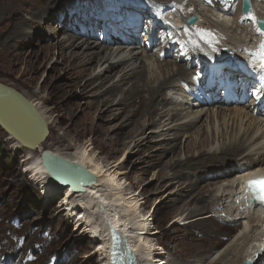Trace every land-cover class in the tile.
Segmentation results:
<instances>
[{
  "label": "bare ground",
  "instance_id": "obj_1",
  "mask_svg": "<svg viewBox=\"0 0 264 264\" xmlns=\"http://www.w3.org/2000/svg\"><path fill=\"white\" fill-rule=\"evenodd\" d=\"M168 1L173 0H145L142 3H148L151 6L154 18H159L161 14L166 15L170 12L174 16V21L179 18H181V20H186L187 17L191 16L189 11H185L182 15L172 11L169 6H167ZM204 1V4L207 3L208 8H206L205 11L202 10V13L204 12L207 14L210 20L206 18L207 16L205 18L201 16L199 21L192 27L198 26L199 30L200 28H204V31H207L206 29L212 23L224 30H233L234 25L237 24V27L240 28L242 32H250L252 33L251 36L257 38H255V43L258 47L251 50L248 48L249 45L245 44L243 48L238 50L240 52V50L243 49V51L241 50L242 52H240L242 56L235 58L236 68L224 66L223 69L226 68L225 71L229 72H222V75H220V72L223 69L220 65L224 63L231 64L230 61L225 60L212 63L207 61L222 54L221 52L220 54H216V52H219V49H215V45H217L215 43H218L219 40L217 38L218 36L216 37L214 33L210 34L208 37L206 36V41H203V33L199 34L201 35L199 39H196L194 35L188 32L185 33L187 36L186 38L190 40L186 43H191L189 45L184 43L185 45H183V47L186 45L189 46H186L188 48V53L184 55V58L188 59L185 65H179V62L176 61H164V58L169 56L172 50H174V48L171 47L175 46V43L173 45L172 42L176 40L178 35L172 27H169L167 31L174 37L166 45L167 48L165 51L163 48H159V51H157L155 55L156 57L154 56L155 59L149 56L148 51H150L151 48L147 51L135 45V40H138L137 44L143 42V33L144 35L148 34L145 25H150L153 22L148 16L142 15V12H146V15L148 14V7L143 5L144 10L139 8V10L141 9V11H139L137 9L138 5H142V3L137 2V0L99 1L95 4V7L101 11V19L98 22L99 11H94L91 16L94 26L88 25L85 22L79 23L76 21L78 14L77 8H86L89 6L90 11V4H84L83 2L78 4V0L73 2L68 6L71 22L73 20L72 24L74 26L77 28L81 27L80 30H84L78 31L80 35H74L72 34L73 31L70 30V26L67 23H63L60 31L64 33L61 36L59 35V38L55 39L57 47L49 49L43 58H49L54 49H57L58 57L61 58V62L69 65L68 68L75 77L74 86L80 88L81 93H94L95 110L103 109L104 113H108L112 116L110 120L114 122L119 120L122 113H125L127 116L126 124L122 125L120 130L124 127L127 128L131 124H133V128L124 139H132L134 135L140 137V135L144 134L143 132L146 129L154 127L151 130V136L146 138L141 136L142 139H139L135 145L141 146L145 141L148 140L149 142H153L156 138L166 140L164 143H166L168 147L164 145L162 149L153 153L152 161L149 162V166L151 168L155 166L161 167L158 173L160 180L168 179L172 182L173 180L182 179V174H187L189 176V184L179 189V193H181L179 198H181V200L185 201L189 198V200H186L187 206L190 204L196 205V209L191 210L187 217L199 215L206 210L210 211V209H214L223 212L222 218H227L226 222L235 225L240 224L242 220L247 222L244 226V230H241L240 235L236 238V242L234 241L235 243L233 242L232 245H229L220 256V258H222L221 261H226V264L230 262H232V264H239L238 259H258L257 264H264V250L259 248L264 240V211L260 207L257 208L254 204L250 203V200L247 199V197H249L248 194L240 187V180L246 179L253 172H262V174H264V120L254 112L255 110L252 111V115L248 107L228 109L227 107L214 106L213 109L206 110V108L203 109L202 102H199L201 103L199 107L201 110L196 111L192 108L194 106H199V104L194 105L190 102H186L188 105H182L179 109L177 106V99L171 95L172 90H177L178 84L183 83V85H187L193 83V80H191L192 74H198L197 71L201 73L202 67L199 66V70L198 68L195 69V71L190 70V68L195 67L191 66L193 60H195L196 65L199 62L202 63L203 66L207 63L210 65V71L208 68L204 67L206 73H201V79L204 81H201L199 84V87L203 86L208 88V90L214 85V77L221 82H224L226 76H231V78L233 76L241 77L245 80V74L241 75L237 70L238 68L246 69L242 62H247L248 64L249 61H245V58L252 55L254 51H256L257 55L256 53L253 55L257 58L252 59L251 57V61L253 63L257 61L258 63L259 46L261 41H264V36L256 32L253 26L244 24L245 21L249 19V16L243 15L240 12L242 1L239 0L236 12L231 11V9H225L221 5L215 3V0H211V2H209V0ZM222 1L226 2L227 0ZM32 2L33 0H0V24H5V28L0 29V37L6 36L4 43L5 48L9 52H11L10 48L15 42L36 38V36L40 34L37 32L39 26L47 22L51 25L58 19L61 21L64 15H66L67 9L65 12L59 10V0L56 2V8H54L55 12L53 14L51 13L52 15L50 14L52 9L48 8L49 6L40 7L38 4ZM159 3L164 4L162 5ZM252 3L253 10L251 13L256 16L257 20H264V0H261V2L252 0ZM32 4L35 9H32ZM201 5L202 4L199 6ZM213 5H216L217 8L213 7ZM199 6L196 5L193 12L200 14ZM177 11L180 12L178 9ZM25 12H27L30 17H25ZM55 13L57 14L55 15ZM131 13L141 15V24H139L140 21L134 22L131 20L127 22L130 19ZM200 15L198 16L200 17ZM110 16L115 20V31L113 32L118 33L117 42L109 43L111 42L108 40L110 37L106 35H104V41L102 42H100V39L98 41L90 40L89 37L93 30L97 29L100 34H103L101 25L103 21ZM231 16H235L236 20L234 22H231ZM47 17H49L48 20L46 19ZM145 17L146 20L144 19ZM149 20L151 23H149ZM166 20L167 18L162 20L165 25L168 24ZM158 22L157 27L162 28V26H160L161 21L158 20ZM230 22L232 23L231 27L229 26ZM184 25L186 26L185 22ZM107 26L109 27V25ZM126 28H129V34L125 31L120 32V30L123 31V29ZM211 28L215 29V27ZM108 32L110 34L111 31ZM133 34L136 35L135 38ZM127 35L133 36V40L129 39ZM155 36L157 37L158 34H155ZM44 37L48 36H43L40 39H44ZM227 38L224 40L221 39L220 47L223 45H230V41H228ZM147 39L148 38H146V40ZM151 39L153 49L158 46L160 47L166 42L161 41L157 44V42L155 43L153 41V38ZM211 39L213 40L209 41ZM244 39L241 38V44H244L247 38ZM48 44H53V41L51 43L48 42ZM227 47L231 48V46ZM180 49L181 48H177V53ZM233 51L236 52V49H231L230 54H223V58L231 55ZM251 52L252 54L248 55ZM152 59H154V62L151 61ZM182 60L184 61V59ZM247 72H249L248 69ZM115 76L118 77L116 81L107 87V83ZM207 80L209 81L205 84ZM81 81L83 84L80 83ZM70 88L72 89V87ZM199 91L201 92L202 90ZM118 93L120 94L119 99L116 98ZM261 97H264V94H261ZM210 100H206V104L211 103L212 100ZM261 100H263V98ZM198 101L199 100H197V102ZM30 102L38 109L40 114L50 125L47 116L48 112L44 110V107H40L32 101ZM136 104L141 105L136 106ZM259 106L262 109L264 103H260ZM247 120L248 124L244 125ZM159 123L164 126L158 127ZM216 124L220 125L219 130H217ZM35 125L37 126V122H35ZM170 125L172 126L170 127ZM165 126L169 128L166 129L164 128ZM243 126L244 128H242ZM0 127L15 143L14 146H16L17 149L20 150L23 148L28 150L26 161H30V165L27 166V168L33 176V181L40 185L47 194H50L51 191H55V189H61L65 192L66 204H68L70 208L71 217L74 218L78 224L77 226H79V233L81 232V236L91 238V240L97 244L98 248H96L98 251L96 254L100 255L98 256L99 258L101 257L100 262L102 264H112L111 247L114 241L113 233L120 237L118 241H121L123 255L134 260L135 264H140L139 260L141 264H164L162 262L163 253L160 252L159 246L156 245L157 242L154 238L156 237V232H152L150 227L151 217L145 219H143L144 217L141 218L138 213L139 201L137 197L127 194L126 191L123 190L122 184L116 181V175L121 177L125 174L124 172H116L118 170L116 165L111 166L110 169L100 165L98 160L88 151V147H78L76 150L71 151H68L70 150L68 149L64 152L44 149L43 145L47 139L35 149H28L15 137L14 133L4 129L1 124ZM155 129H159L160 131L155 133ZM194 130L195 138L184 145L186 158H172V156L163 161L164 156L175 153L180 146V139L184 135L183 132L189 133ZM171 131H174V133L170 134ZM216 143H218V147H214ZM38 150H40V154L38 156H36L37 154L34 155ZM44 151H50L66 160L84 166L89 171L90 180H86L85 182V174L80 171L78 176H74V174L70 172H65V176L61 174V180L53 179L51 173L46 170L41 160ZM30 156H32V159L29 158ZM65 168L66 170L70 169L69 166ZM167 170H169V173L166 174ZM109 171L113 172L108 175L107 173ZM212 175L216 178L208 179L209 181L208 183L206 182L205 186L203 185V187L197 188V180ZM93 176L95 180L92 179ZM69 177L75 179L76 182L73 180V183L70 182L71 179ZM80 180H82V182ZM224 183L226 186L223 189V194L221 196L219 195V197L218 194L216 195V187L220 184L224 185ZM72 185L79 186V190L72 188ZM207 186L215 187V191L213 190L212 192L205 193L204 190ZM238 189L239 192L237 191ZM230 197H233L235 202L237 199L240 200L239 207H235V205L226 207V200ZM240 206H242L241 211L244 212H239ZM244 209L249 210L250 213L253 210V213L250 214L249 212H245ZM208 217L209 216L199 217L201 219H197L198 221L195 224L205 227L207 224L217 221L214 216H210L209 219H206ZM222 218H220V220H222ZM187 219L188 218H185L184 220ZM179 220H177V222ZM204 234L211 239H216V242H214L212 248L207 250L206 253L204 250L199 249L200 251H197V254L210 255L213 250L221 245V242L217 241V239L221 236L223 237V234H221L219 230L214 231L211 228ZM230 255H233L231 256L232 258H228ZM220 263L221 262L217 264Z\"/></svg>",
  "mask_w": 264,
  "mask_h": 264
},
{
  "label": "rangeland",
  "instance_id": "obj_2",
  "mask_svg": "<svg viewBox=\"0 0 264 264\" xmlns=\"http://www.w3.org/2000/svg\"><path fill=\"white\" fill-rule=\"evenodd\" d=\"M75 1L77 0H59V10L65 12L67 9L66 15H64L62 20L60 21V19H58L51 25L47 22L44 25L39 26L37 32L41 35L38 34L36 38H29L24 41L15 42L10 48L11 52L7 51L5 48L4 40L6 39V36L0 37V83L19 91L27 99L38 104L40 107H44V110L48 112L47 116L50 121V134L43 145L44 149L64 152L68 149H70L68 151H71L76 150L78 147H88V151L98 160L100 165L105 166L107 169L116 165L118 168L116 172L125 173L123 174L124 176L122 175L121 177L116 175V181L122 184L123 190H125L127 194H130V196L135 195L137 197L139 201L138 213L141 218L144 217L143 219H145L151 217V229L152 232H156V237L154 238L156 239V245L159 246L160 252L163 253L162 262L164 264H217L219 262H221L220 264H226V261H221L222 258H220V256L225 252L229 245H232L234 241L236 242V238L240 235L241 230H244V226L247 222L242 220L240 221V224L236 225L226 222L227 218H222L223 212L214 209H210V211L206 210L199 215H191L187 217L191 210L196 209V205L190 204L187 206L186 200H189V198L185 201L181 200V198H179L181 195L179 189H181L182 186L186 187V185L189 184V176L187 174H182V179L173 180L172 182L168 179L160 180L158 173L161 167L159 168V166H155L151 168L149 166V162L152 161V154L162 149L164 145L168 147L167 144L164 143L166 140L156 138L153 142L147 140L141 146L135 145L139 139H142L141 136L144 138L151 136L152 134L150 133L154 127L146 129L143 132L144 134L140 135V137L134 135V138L132 139H124L133 128V124H131L127 128L124 127L120 130V127L126 124V114L122 113L119 120L114 122L110 120L112 116L108 113H104L103 109L95 110L94 93H81L80 88L74 86L75 77L71 70H69V65L61 62V58L58 57L57 49H54L49 58H43L49 49L57 47L55 39L59 38V35L61 36L64 33L60 31L63 23H67L70 26V30L73 31L72 34L78 35L80 33L78 31L81 27L77 28L72 24L73 20L71 22L70 12L68 11V6ZM143 1L145 0H137L139 3H142ZM256 1L261 2V0ZM33 2L40 7L49 6L48 8L52 9L50 14L55 12L54 8H56L55 5L57 0H33ZM204 2V0H173L168 1L167 6H169L172 11L181 15L184 14L185 11H189L190 15H192L196 13L193 12L196 5L199 6L202 4L199 6V12L202 15H199L200 18L201 16L205 18L207 14L204 12L202 13V10L205 11L208 7L207 3L204 4ZM214 2L225 9H231L233 12H236L237 5L239 4V0H227L226 2L215 0ZM192 3L193 7L191 8L190 5ZM159 4L163 5L164 3ZM143 5H146V7L148 5V8L150 7L152 12L153 9L148 3H144ZM141 6L138 5L137 9L139 10V8H141L144 10V6ZM31 7L32 9H35L33 4ZM213 7H216V5H213ZM141 9L139 11H141ZM177 9L180 12H178ZM77 10V22H85L88 25L94 26L91 17L87 19L89 6L86 8H77ZM91 10H93V8H91ZM56 14L57 13H55V15ZM24 15L25 17H30L27 12H25ZM142 15L146 17L148 16L153 21L152 24L148 26L150 28L153 27V23L155 24L156 20H158L157 18H154L153 12H148L147 15L146 12H142ZM146 17L144 18L145 20ZM206 18L210 20L208 16ZM46 19L48 20L49 17ZM230 19L232 20L231 22L236 20L235 16H231ZM172 20L174 22V19ZM160 21V26H162L163 29H166L167 26L163 24L162 20ZM231 22L229 24L230 27L232 24ZM149 23H151L150 20ZM244 24L253 26L256 29V24L250 18L246 20ZM170 26L171 24L169 23L168 27ZM195 27H191V29L187 28L183 33L189 32L191 35L196 34V39H199V37H201L199 34L203 33V41H206L207 37L214 33L216 37L218 36L217 38L219 40L218 43H215L218 45H215L216 50L219 49L221 39L224 40L229 37L227 39L230 41V45L227 46L236 49V52L233 51L231 55L227 56L229 58L242 56L240 52H242L243 49H241L242 51L240 50V52L238 50L243 48L245 44L249 45L248 48L251 50L258 47L255 43L256 37L251 36L252 33L250 32H242V30L237 27V24L234 25L233 30H224L212 23L206 29L207 31H204V28H200L199 30L198 26ZM211 27H215V29H212ZM1 28H5V24L1 23L0 29ZM147 30L148 34L145 37V42L143 41L141 44H137L138 40H135V45H138L143 50L147 51L148 49L150 50L151 47V50L148 51L149 56H152V58L155 59V55L157 51H159V48H163L164 51L167 48L166 45L169 42V34L171 36L173 35L165 30V35L162 36L165 37L163 40L158 41L159 35L157 38L154 34L153 41L155 43L157 42V44H159L161 41L166 42L163 45L160 44V47L158 46L153 49L151 45L152 37L150 36V41L146 40L151 34V31H149L150 29ZM183 33L179 34V39L182 36L183 38L185 36L184 39L189 42V38L187 39L186 34L183 35ZM99 34L100 33L97 29L93 30L89 39L98 41L101 36V34ZM42 35L48 37L40 39L43 37ZM135 36L136 35H134V38ZM241 38H247L246 40L244 39V44H241ZM212 40L213 39L209 41ZM52 41L53 44H48V42L51 43ZM179 43L177 46H179ZM186 46L182 47L178 53L175 46L171 47L174 48V50H172L169 56L164 58V61H176L179 62V65H185L188 61L187 58H184V55H187L188 53ZM182 49H184V52ZM175 53L183 57L184 61H181ZM255 53L256 51L253 52V54ZM216 54H220V49ZM254 57H252V59H255ZM154 59L151 61L154 62ZM191 63V66H194L195 60ZM243 63L247 64V62H242V64ZM224 65L230 64L224 63L220 66ZM197 66L202 67L201 73H206L204 67L208 69L211 68L208 63L203 66L202 63L199 62L197 63ZM197 66L190 68V70L195 71ZM197 72L199 74L198 76L197 73H194V75L192 74L191 76L193 83L187 85L180 83L178 84L179 86L177 87V90H172V93L170 92L171 95H173L172 97L177 99L176 101L179 109L182 105L187 106L188 103L186 102L200 105L201 103H199V101L197 102V100L201 97L203 100L202 107L203 109L206 108V110L213 109L214 106L227 107L228 109H233L235 107H248V110L251 111L252 115V111L254 110V112L257 113L256 107L259 105L253 107L251 106V103H248L250 105L245 106V104H242L241 99L240 101L236 100V96L240 98L244 94V79L238 81V83H240L237 95H234L235 101H229L226 98L227 96L224 95L223 97L225 98L222 100L216 99L214 101V99H211V101V95H214L216 90H218L217 88L222 87L224 82H221L214 77V85L212 86L214 88L212 91L203 86L198 87L199 85H195L197 84L196 79L200 78L199 80H201L202 75L200 71ZM227 77L233 79L235 76L232 78L231 76H226V78ZM117 78L118 77L115 76L109 81L107 87L112 85ZM209 80L205 81V84H207ZM201 81L203 82L204 80L202 79ZM80 83H82V81ZM70 87H72V89ZM199 90L202 91L200 92ZM239 90H241V93L238 92ZM191 92L195 93V99L192 97ZM202 92H204L208 98L207 101L210 100L212 104H206ZM116 98H120L119 93ZM260 98L262 97L260 96ZM260 103H264V97ZM140 105L141 104H136V106ZM200 106H194L192 109L200 111ZM257 115L262 118L261 114ZM248 120L244 125L248 124ZM160 126L164 125L159 123L158 127ZM171 126L172 125H170V127ZM210 126L209 129L211 130ZM216 126L217 130H219L220 125L216 124ZM164 128L167 129L169 127L165 126ZM242 128H244V126ZM158 131L160 130L155 129L154 132L156 133ZM173 133L174 131L170 132V134ZM183 133L184 135L180 139L179 149L177 148L173 154H167L164 156L163 161L172 156V158H186L184 145L188 144L195 138V130L190 131L189 133ZM10 140V137L0 127V264H102L100 262L101 257L99 258L100 255L96 254L98 251L97 244L91 240V238L81 236V232L79 233V226H77L78 224L74 218L71 217L70 208L68 204H66L65 192L61 189H55V191H51L50 194L45 193V190L33 181V176L27 168V166L30 165V161L25 160L27 158L26 156H28V150L23 148L20 150L17 149L16 146H14L15 143ZM217 144L218 143H216L214 147H218ZM9 154L12 156L11 158L13 160H9ZM39 154L40 150L34 155L38 156ZM29 158L32 159V156ZM112 172L113 171H109L107 174L110 175ZM167 173H169V170H167L166 174ZM212 178L216 177L212 175L210 177L207 176L200 178L196 183L198 184L197 188H201L203 185L205 186L206 182L208 183L209 181L208 179ZM225 186L224 183V185L220 184L216 187V195L218 194V196H221ZM213 190L215 191V187L207 186L204 191L206 193L212 192ZM237 191L239 192V189ZM234 200L233 197L227 199L226 207H232V205L239 207L240 200L237 199L236 202ZM241 209L242 206H240L239 212H244L241 211ZM252 211L251 213H253ZM245 212L250 213L249 210H245ZM206 216H209L206 219H209L210 216H214L217 221L211 222L205 227L195 224L198 221L197 219H201L199 217ZM185 218L188 219L184 220ZM220 218H222V220H220ZM73 220L77 228L75 227ZM177 220L179 221L177 222ZM236 220L239 221L238 219ZM210 228L214 231L219 230V232L223 234V237H219L220 240L217 239V241L221 242V245L213 250L210 255H199L197 254V251L204 250L206 253L207 250L212 248L214 242H216V239H211L204 234L207 230H210ZM231 256L233 255L228 256V258H232ZM238 260L239 264H244V259ZM139 263L141 264L140 260ZM257 263L258 262H256V264ZM228 264H232V262Z\"/></svg>",
  "mask_w": 264,
  "mask_h": 264
},
{
  "label": "water",
  "instance_id": "obj_3",
  "mask_svg": "<svg viewBox=\"0 0 264 264\" xmlns=\"http://www.w3.org/2000/svg\"><path fill=\"white\" fill-rule=\"evenodd\" d=\"M252 10V0H242L241 13L247 15ZM198 19L197 15H193L188 18L187 23L189 25L196 24ZM258 21L264 20L258 19ZM177 25L182 27L180 21L177 22ZM223 51L226 53L229 52L226 47L223 48ZM35 122H37V126ZM0 124L4 129L14 133L15 137L20 140L22 145L28 149H35L43 143L50 134L49 124L38 109H36L20 92L3 84H0ZM41 160L46 170L51 173L53 179L61 180V174L65 176V172L73 173L74 176H78L80 172H83L85 174V182L91 178L89 171L84 166L66 160L50 151H44ZM66 166H69L70 169L66 170ZM70 179V182H72V180L76 182L75 179ZM92 179L95 180L94 176ZM80 181L82 182V180ZM72 188L79 190L80 187L72 185ZM126 260H130L131 264H135V261L129 257H126ZM245 264H252V262L246 260Z\"/></svg>",
  "mask_w": 264,
  "mask_h": 264
},
{
  "label": "snow or ice",
  "instance_id": "obj_4",
  "mask_svg": "<svg viewBox=\"0 0 264 264\" xmlns=\"http://www.w3.org/2000/svg\"><path fill=\"white\" fill-rule=\"evenodd\" d=\"M209 2H211V0H209ZM248 16L255 24L258 25L255 31L264 36V21H258L256 16L251 12L248 13ZM259 47L260 51L258 53V67L261 70H264V41H261ZM248 186L252 190L254 198L259 199L261 203H264V179L251 180L248 182ZM262 248H264V246H262Z\"/></svg>",
  "mask_w": 264,
  "mask_h": 264
},
{
  "label": "trees",
  "instance_id": "obj_5",
  "mask_svg": "<svg viewBox=\"0 0 264 264\" xmlns=\"http://www.w3.org/2000/svg\"><path fill=\"white\" fill-rule=\"evenodd\" d=\"M8 157H9V160H13V159L11 158L12 156H11L10 154L8 155ZM38 195H39V194H38ZM39 196H40V195H39Z\"/></svg>",
  "mask_w": 264,
  "mask_h": 264
}]
</instances>
